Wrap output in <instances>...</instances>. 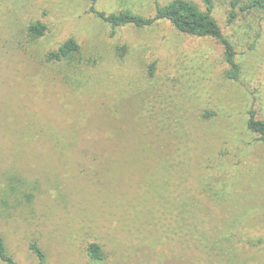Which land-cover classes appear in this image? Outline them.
I'll use <instances>...</instances> for the list:
<instances>
[{
	"label": "rangeland",
	"instance_id": "374dc122",
	"mask_svg": "<svg viewBox=\"0 0 264 264\" xmlns=\"http://www.w3.org/2000/svg\"><path fill=\"white\" fill-rule=\"evenodd\" d=\"M171 1L0 0V236L17 264H39L32 241L46 264H89L92 241L101 264H264V142L247 127L251 108L264 119V11L244 0L230 20L215 0L239 80L213 37L92 12ZM71 38L79 52L47 59Z\"/></svg>",
	"mask_w": 264,
	"mask_h": 264
},
{
	"label": "trees",
	"instance_id": "16d2710c",
	"mask_svg": "<svg viewBox=\"0 0 264 264\" xmlns=\"http://www.w3.org/2000/svg\"><path fill=\"white\" fill-rule=\"evenodd\" d=\"M206 9H200L196 4L187 0H173L166 5L157 4L155 16L144 17L134 14L130 11H122L120 13L106 14L92 8V12L98 14L103 20L110 23L115 30L116 28L134 24L138 27L150 26L156 21L167 19L175 28L183 33L194 36H209L217 39L225 48L226 60L229 64L226 70V77L232 80H239L241 74L240 64L236 59V49L234 45L225 37L221 26L213 16V8L215 0H202ZM244 0H231L232 11L230 20L236 17L235 9L241 5ZM243 11L252 9L264 11V0H249L247 4L242 6ZM48 27L42 22L32 23L29 26V33L34 38L43 36ZM80 44L71 38L65 41L56 51L48 54L49 61H60L72 57L80 51ZM210 115L207 112L206 116ZM247 127L252 133L257 135L259 140L264 142V119L257 117L256 110L251 108L247 120ZM261 243V242H259ZM31 252L37 257L39 264L47 263L46 252L34 241L30 243ZM87 255L89 264H101L106 260V253L101 243L92 241L87 246ZM0 258L8 264H17L15 259L8 253L5 240L0 236Z\"/></svg>",
	"mask_w": 264,
	"mask_h": 264
}]
</instances>
